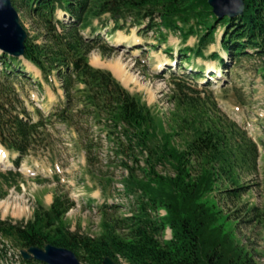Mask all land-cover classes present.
I'll return each instance as SVG.
<instances>
[{
	"label": "trees",
	"instance_id": "16d2710c",
	"mask_svg": "<svg viewBox=\"0 0 264 264\" xmlns=\"http://www.w3.org/2000/svg\"><path fill=\"white\" fill-rule=\"evenodd\" d=\"M11 1L22 22L28 17L37 31L28 30L24 58L54 83L59 103L46 113L26 100L27 86H44L32 80L23 59L0 53V145L17 155L16 168L40 154L54 166L63 140L51 130L64 126L74 132L73 149L84 153V169L104 202L97 206L98 233L71 230L66 215L76 202L55 174L49 206L38 200L31 218L19 221L0 216V259L7 245L21 250L52 243L73 250L83 264H103L107 257L117 264H258L235 241L241 226L264 220V209L249 197L259 186L258 142L220 108L209 87L174 75L173 108L161 115L110 70L89 61L95 49L114 52L101 37H91L109 20L115 28L141 31L176 28L181 20L190 25L187 33H202L197 54L224 25L221 44L234 62L249 57V48L264 57V0H245L241 17L222 19L208 0ZM21 175L8 169L6 181L17 185ZM167 228L171 238L165 239ZM19 257L20 264H45Z\"/></svg>",
	"mask_w": 264,
	"mask_h": 264
},
{
	"label": "rangeland",
	"instance_id": "374dc122",
	"mask_svg": "<svg viewBox=\"0 0 264 264\" xmlns=\"http://www.w3.org/2000/svg\"><path fill=\"white\" fill-rule=\"evenodd\" d=\"M23 24L32 35L37 33L28 17L23 18ZM176 26L169 28L160 25L140 32L136 27L115 28L112 20H109L106 28L108 33L100 37L113 46L114 52L106 56L99 49H95L90 54L89 62L96 67L110 70L130 92L139 94L161 115L169 114L173 108L170 97L173 74L202 71L201 81L204 79V83H213L209 88L220 108L244 125L260 145V175L257 180L259 186L253 188L249 197L251 203L264 209V57L256 55L249 48V57L234 62L221 44V38L226 31L224 25H217L215 39L202 54H197L198 38L202 34L200 29L196 30L198 33L189 34L187 32L190 25H185L181 20L176 21ZM86 35L88 36L87 33ZM118 40H124V44L118 45ZM215 53L225 60V64H221L220 59L213 56ZM168 62L171 63L167 64ZM23 63L26 65L25 71L33 77L40 75V71L30 62L23 60ZM186 79L190 84L193 82L191 76ZM41 82L44 89L39 91L36 86H27L29 95L24 98H31L35 106L48 112L51 105L59 103V100L55 90L51 89L54 83L49 84L43 80ZM236 93L242 96L244 102H238ZM58 128L59 132L51 130L63 140L58 145L60 151L57 152L54 166L43 154L30 155L23 160L20 167L15 168V171L22 173L18 177L17 185H9L6 181L8 168L0 165V194H6L0 199V216L3 219L19 221L31 218L38 200L49 206L58 184L54 180L55 174H58L61 185L76 202L75 207L66 215L71 230L98 233L100 216L97 206L104 201L101 191L94 186L84 169V153H77L73 149L71 139L75 137L74 132L69 133L64 126ZM115 173L119 179L123 170L118 167ZM37 177L50 178L53 181L40 182ZM117 187L122 190L120 183ZM121 201L124 200L119 202ZM164 212L161 210L160 213L164 215ZM168 238H171L169 228L165 231V239ZM235 241L245 246L254 261L264 264V220L241 226L237 230ZM3 253L6 256L0 259V264H20V248L7 245ZM122 264L128 263L123 261Z\"/></svg>",
	"mask_w": 264,
	"mask_h": 264
},
{
	"label": "water",
	"instance_id": "95a60500",
	"mask_svg": "<svg viewBox=\"0 0 264 264\" xmlns=\"http://www.w3.org/2000/svg\"><path fill=\"white\" fill-rule=\"evenodd\" d=\"M218 19L242 16L245 0H208ZM28 31L23 26L19 11L11 0H0V51L16 58H23ZM5 154V153H3ZM25 260H38L45 264H83L76 253L66 247L46 243L44 247L30 246L20 250ZM103 264H117L107 257Z\"/></svg>",
	"mask_w": 264,
	"mask_h": 264
},
{
	"label": "bare ground",
	"instance_id": "6f19581e",
	"mask_svg": "<svg viewBox=\"0 0 264 264\" xmlns=\"http://www.w3.org/2000/svg\"><path fill=\"white\" fill-rule=\"evenodd\" d=\"M124 40H118V45H120V44H124V42H123ZM171 62H168L167 64H170ZM120 65V64H119ZM118 67H120V66H118ZM119 68H117V70H118ZM120 70V69H119ZM9 160V158H8V156L7 155H4L2 152H1V150H0V163H2V164H5V165H11L12 163L10 162V160Z\"/></svg>",
	"mask_w": 264,
	"mask_h": 264
},
{
	"label": "crops",
	"instance_id": "0c3cea01",
	"mask_svg": "<svg viewBox=\"0 0 264 264\" xmlns=\"http://www.w3.org/2000/svg\"><path fill=\"white\" fill-rule=\"evenodd\" d=\"M37 75V74H36Z\"/></svg>",
	"mask_w": 264,
	"mask_h": 264
}]
</instances>
